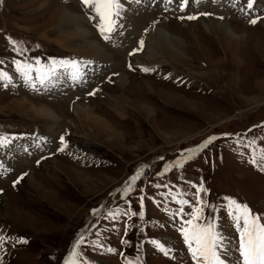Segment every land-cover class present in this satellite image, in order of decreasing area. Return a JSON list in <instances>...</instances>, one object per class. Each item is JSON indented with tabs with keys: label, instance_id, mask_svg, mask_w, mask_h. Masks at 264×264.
Wrapping results in <instances>:
<instances>
[{
	"label": "rangeland",
	"instance_id": "obj_1",
	"mask_svg": "<svg viewBox=\"0 0 264 264\" xmlns=\"http://www.w3.org/2000/svg\"><path fill=\"white\" fill-rule=\"evenodd\" d=\"M119 4L104 39L99 17L81 0H0V72L10 77L0 79V264H68L73 253L76 264H195L178 231L195 207L203 208L198 223H216L225 264H239L225 198L264 223V0ZM59 6L83 17L112 60L72 51L74 38L55 43L72 34L61 31ZM157 23L181 36L180 62L143 55H151L144 28ZM37 60H76L81 77L73 81L59 67L42 85L33 72V88L14 61ZM22 97L64 120L34 114ZM86 103L107 125L79 122L76 105Z\"/></svg>",
	"mask_w": 264,
	"mask_h": 264
},
{
	"label": "snow or ice",
	"instance_id": "obj_2",
	"mask_svg": "<svg viewBox=\"0 0 264 264\" xmlns=\"http://www.w3.org/2000/svg\"><path fill=\"white\" fill-rule=\"evenodd\" d=\"M81 2L99 17L100 22L96 27L104 39H108L109 37L106 35V32L114 30V18L119 15V9L121 7L119 0H81ZM187 3L188 0H183L182 7ZM251 6L252 0H249V7ZM188 18L195 19L194 16ZM251 23H256V21L253 20ZM14 63L16 65V72H18L26 82L30 83L33 88H35V84L32 83L33 77L31 76L33 72L36 73L34 79L38 80L42 85L46 80L56 75L59 67L70 69V75L73 81H77L81 77L80 62L76 60H53L47 65H42L41 62L37 60L35 66L28 62L14 61ZM143 70L150 71V69L147 68ZM0 79L8 80L10 77L7 73L0 72ZM212 139L214 138H209L206 143H211ZM259 156L261 159H264V149H260ZM250 163H256L255 154L250 160ZM136 179H138V176L131 177L130 183L134 182ZM203 191L206 190L201 185L197 189V204H203L199 196V193ZM173 199L175 200L176 198L173 197ZM225 200L226 203L224 207L239 237V246L237 249L240 257L239 264H264V223L261 222V218L254 214L246 204H241L227 197ZM177 202L181 205L188 203V201L182 199ZM140 215L142 216L143 213L141 212ZM202 218L203 208L195 207L191 213V218L184 221L181 228L178 229L188 248L189 254L195 264H225V261L220 255V249L223 246V237L217 231V226L214 221L205 220L204 223H198ZM152 243L161 251H164L163 245L157 241H152ZM75 256L76 253H73V259H71L68 264H76L74 259Z\"/></svg>",
	"mask_w": 264,
	"mask_h": 264
},
{
	"label": "bare ground",
	"instance_id": "obj_3",
	"mask_svg": "<svg viewBox=\"0 0 264 264\" xmlns=\"http://www.w3.org/2000/svg\"><path fill=\"white\" fill-rule=\"evenodd\" d=\"M59 7L60 8L57 9L59 12H61V16H60L59 20L63 26V29L61 31L64 33V31L66 30L65 28L71 27L72 31H70V32H72V34H70L69 37H63V39L60 36H58L55 39V43L58 44V46L63 47L65 45L66 41L74 38L75 41L73 43V47L71 48L72 51H79L84 56L93 57L94 60L95 59L112 60L110 57V54L107 53L104 46H101L98 43V41L94 40L95 38L93 39V37L91 35L92 33L83 24V21H82L83 17L79 13L73 12L69 8L67 9V7H65V6H62V7L59 6ZM127 23H124V22L122 23L124 26V28H123L124 30L126 29L125 24H127ZM217 24H219L218 26H220V29H222L224 31V33L229 35L228 37L232 38L234 41H236L237 39H240V35L237 33V31L233 25L229 24L228 22L217 23ZM132 27H134V26H132ZM132 27H130V28H132ZM144 30H145L144 33H142V38H145V42L142 43V46H145V49H147L151 53V55L143 53V55H145V58H156V56L157 57L159 56V57H162V60L158 59L159 62L161 61L162 63L165 62L166 64H169V61L170 62L173 61V62H177V63L180 62L182 59V58H180L181 54H184L183 57L186 56V54L184 52L185 49L183 47L184 46L183 40H181V38H180L181 36L177 35L175 30L170 28V26L165 27V26H161L159 23H157V24H154L153 26L150 25L148 28H144ZM64 35H66V34H64ZM156 38H159V39L161 38V42H159V44H158V41L156 40ZM231 42H233V41H231ZM236 42L239 43V41H236ZM121 51L125 52L123 50H121ZM121 51H119V53H121ZM135 59H136L137 63L142 62V60L137 56L135 57ZM143 64H145V63L143 62ZM171 73L175 74L176 77L179 76V74L177 73V70L173 71ZM121 74H123V73L119 74L118 81L122 80L119 83V86H120L119 89H120V91L123 92L124 90H126V86L128 83L126 81V76H121ZM109 96H110V94H109ZM109 96L106 94L105 99L107 100V98H109ZM22 98H23V100L25 98L27 100H32V99H28L27 97H22ZM27 100H26V102H28ZM109 100H110V98H109ZM32 102H33V100H32ZM32 102H29L28 105H29V107H31L34 114H38L40 116L48 117V118H50V120H52V122L56 121V120H60V121L64 120L65 117L60 115L59 113H57L56 109H54L53 107L50 108V107L44 106V104L41 105L42 103L39 104L36 102H33V103ZM110 102H111V100H110ZM74 108L75 107H73V110H74ZM75 112H76V116L78 117L79 122L82 125H84V124L91 125L93 122H95V126H97L98 123L107 125V120L103 119L100 115H97L96 109L91 107V105H89L88 103H86L85 107H82L81 105H76ZM71 122H73V120ZM109 130L111 131L113 129L109 128Z\"/></svg>",
	"mask_w": 264,
	"mask_h": 264
}]
</instances>
